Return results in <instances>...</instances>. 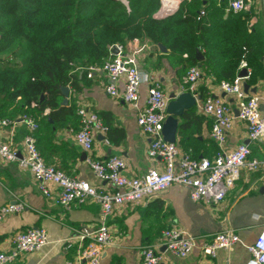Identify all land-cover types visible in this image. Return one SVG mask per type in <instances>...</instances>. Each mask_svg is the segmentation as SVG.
I'll list each match as a JSON object with an SVG mask.
<instances>
[{
    "label": "crops",
    "instance_id": "crops-1",
    "mask_svg": "<svg viewBox=\"0 0 264 264\" xmlns=\"http://www.w3.org/2000/svg\"><path fill=\"white\" fill-rule=\"evenodd\" d=\"M121 3L124 0H119ZM214 0H204L200 9L205 12L214 5ZM216 1V5L221 3ZM257 2L256 21L258 16H264V0ZM125 6H127L124 3ZM262 9V10H261ZM262 13V14H261ZM260 21V19L258 20ZM261 23V22H260ZM143 47L137 55V65L143 75H152L161 85L168 98L171 94H180L179 83L184 75L178 66H171L165 52L153 49L146 40L128 42L125 54L133 48ZM264 70V55L261 58ZM250 67V66H249ZM253 72L252 67H250ZM186 73V72H185ZM264 76V75H263ZM84 88L81 92H72L69 88L68 105L85 106L95 112L102 123L109 128L122 129L124 138L117 142L107 140L106 134H96L91 152H84L75 143L74 134L79 129L78 120L66 126L54 128L51 125H40L34 133L36 148L46 165L63 171L69 177L84 180L98 190H112L108 183L96 180L86 164V157L105 160L110 156L123 159L125 168L123 174L127 177H139L150 168L162 169V163L152 160L147 155L148 137L139 129L136 123V112L121 99L109 97L104 87L108 83L105 73L97 72L92 78L81 81ZM250 90L264 84V77L250 85ZM258 85V86H256ZM259 88V87H258ZM201 91L207 95L222 97L223 94L210 79L202 78L198 84V94ZM147 99V84L140 86V106ZM204 99V98H202ZM227 101L232 100L225 97ZM201 102L192 110L203 117L200 126L194 123L191 128H199L198 132L183 139L176 134L175 144L182 154H188L194 159H212L217 153V145L211 139L212 120L202 114ZM49 111H46L48 113ZM10 111L0 120H10L12 124L0 126V141L8 143L12 148L25 153L24 137L26 127L21 123L19 115L15 117ZM183 117L178 119V127ZM249 145L252 156L262 162V166L254 173H243L225 200L214 206L193 203L189 191L185 187L173 185L165 192L151 198L141 200L134 205L114 208L108 221L112 232V244L102 253L100 264H142L140 251L145 246L159 247L162 232L166 229H179L196 240L194 250L185 258H177L166 252L163 247L161 264H247L250 254L247 246L252 245L262 232L264 226V155L260 143L248 139L246 125L235 118L228 134L227 151L239 144ZM246 172V171H245ZM51 192L44 196L28 170L22 169L16 162L8 163L0 160V206L21 202L24 211L17 215H9L0 222V252H7L14 246V238L28 229H44L48 244L36 253L23 255L12 264H82L79 260V241L77 237L83 228L92 229L98 224L99 206L93 202L72 206L64 209L56 205L58 188L52 183H46ZM231 230L239 241L229 250H218L214 257H205L201 253L202 244L211 240L212 236L222 231Z\"/></svg>",
    "mask_w": 264,
    "mask_h": 264
},
{
    "label": "built area",
    "instance_id": "built-area-1",
    "mask_svg": "<svg viewBox=\"0 0 264 264\" xmlns=\"http://www.w3.org/2000/svg\"><path fill=\"white\" fill-rule=\"evenodd\" d=\"M126 5L127 1L124 0ZM218 2L222 0H217ZM227 12L253 13L254 0H226ZM180 0H159V8L153 17L162 20L172 16L178 10ZM206 15L201 10L197 16L200 20ZM256 23V12L251 17L249 31ZM135 42L138 40L135 39ZM112 57L101 66L90 65L86 70L87 78H92L97 72L105 73L108 83L104 90L114 99H121L136 112V123L140 131L148 137L147 155L152 160H160L162 169L150 168L139 177H127L123 174L125 163L122 158L110 156L105 160L86 157V164L94 178L108 183L112 190L102 191L84 180L75 179L63 171L46 165L36 148L34 133L38 129L35 119L23 115L20 121L26 127L23 155L12 148L10 144L0 141V160L16 162L20 168L28 170L38 190L46 197L51 192L46 183H52L58 188L56 205L70 209L75 205L93 201L99 206L98 224L95 228H83L77 237L79 241V260L82 264H100L103 251L112 244V232L108 221L116 207L134 205L151 199L171 186L185 187L189 191L193 203L214 206L222 203L228 192L234 188L240 179V172L245 169L249 173L256 172L261 166L260 159L252 156L249 145L239 144L227 151L228 134L234 119L239 118L245 125L248 139L262 145L264 155V88H250L246 92L244 82L252 75L245 54L239 63L236 76L231 81H220L216 84L224 97L207 95L201 101L202 114L211 119L213 124L210 132L211 139L217 144L218 152L212 159H194L188 154H182L175 143H168L162 135L163 125L167 119V104L169 98L157 80L150 74L143 75L137 67V55L143 47L133 48L125 54L124 48L114 45ZM245 70L246 76H240ZM203 78L198 67H190L182 76L179 83L181 93H190L195 99L198 94V84ZM147 84V99L140 106V86ZM225 97L232 100L227 101ZM237 112V116L235 115ZM76 114L79 118V129L74 134L75 143L86 153L93 149L96 134L105 135L107 128L99 116L85 106H78ZM12 124L10 120H0V126ZM24 211L21 202L0 206V222L9 215H17ZM239 238L231 231H222L212 236L211 240L202 244L203 256L214 257L218 250L229 251ZM48 244L44 229H28L14 238V246L7 252H0V264H12L23 255L36 253ZM196 240L187 233L171 228L161 235V244L145 246L140 251L142 264H161L159 248L177 258L187 257L195 248ZM250 259L247 264H264V226L255 242L247 246ZM65 264H70L66 262Z\"/></svg>",
    "mask_w": 264,
    "mask_h": 264
},
{
    "label": "trees",
    "instance_id": "trees-1",
    "mask_svg": "<svg viewBox=\"0 0 264 264\" xmlns=\"http://www.w3.org/2000/svg\"><path fill=\"white\" fill-rule=\"evenodd\" d=\"M126 1L0 0V117L10 111L54 128L76 119L79 125L77 108L62 105L61 88L81 92L88 66H101L112 57L111 47L125 48L135 39L158 52L164 47L171 66L183 74L198 67L213 84L233 80L244 54L253 69L248 83L264 77V27L256 21L248 28L254 12H227L226 0L219 6L214 0L197 20L204 0H180L176 13L157 20L159 0ZM201 97L207 96L201 91ZM202 120L189 110L178 133L187 140L199 130L191 128L193 122L200 126ZM106 128L108 141L124 138L122 129Z\"/></svg>",
    "mask_w": 264,
    "mask_h": 264
},
{
    "label": "water",
    "instance_id": "water-1",
    "mask_svg": "<svg viewBox=\"0 0 264 264\" xmlns=\"http://www.w3.org/2000/svg\"><path fill=\"white\" fill-rule=\"evenodd\" d=\"M123 3V2H122ZM124 4V3H123ZM161 50L163 52H166V49L161 46ZM112 53H116V49H112ZM196 57L199 61H202L204 58L200 52H197ZM138 67V65H137ZM139 71L140 68L138 67ZM240 76L244 77L246 76L245 70H242L240 72ZM244 90L247 92L249 89L248 84H244L243 86ZM252 93L256 91L255 88L250 90ZM62 93V105H68V97H69V88L68 87H62L61 88ZM225 95L223 94L222 97ZM197 100L201 101L202 97L197 96V99H195L190 93H180L177 96L175 94H171L169 97V102L167 104L166 112L168 114L167 119L163 125L162 129V135L166 142L168 143H175L176 142V134L178 129V119L182 118L186 112L191 110L193 107L197 105ZM235 115L237 116V112H235ZM247 144V143H245Z\"/></svg>",
    "mask_w": 264,
    "mask_h": 264
},
{
    "label": "rangeland",
    "instance_id": "rangeland-1",
    "mask_svg": "<svg viewBox=\"0 0 264 264\" xmlns=\"http://www.w3.org/2000/svg\"><path fill=\"white\" fill-rule=\"evenodd\" d=\"M255 5H257V2L255 1L254 3H253V8L255 9L256 8V6ZM263 6H264V1H263ZM262 10V9H261ZM262 14V13H261ZM260 19V21H258ZM257 26H262V27H264V16L262 15V16H258V19H257ZM261 22V23H260ZM261 88H264V84H261V86H260ZM246 170L245 169H243L241 172H240V178L242 179L243 178V173H248V174H252V173H249V172H245Z\"/></svg>",
    "mask_w": 264,
    "mask_h": 264
}]
</instances>
